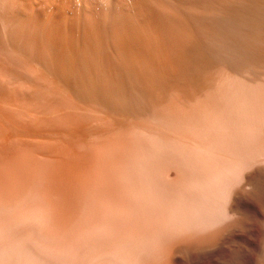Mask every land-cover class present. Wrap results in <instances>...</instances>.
Segmentation results:
<instances>
[{"label":"bare ground","instance_id":"obj_1","mask_svg":"<svg viewBox=\"0 0 264 264\" xmlns=\"http://www.w3.org/2000/svg\"><path fill=\"white\" fill-rule=\"evenodd\" d=\"M0 264H264V0H0Z\"/></svg>","mask_w":264,"mask_h":264}]
</instances>
